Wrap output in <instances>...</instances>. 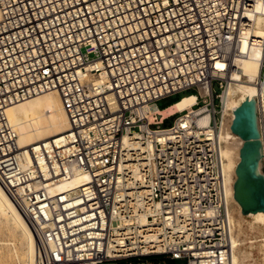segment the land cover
<instances>
[{
	"label": "built area",
	"instance_id": "obj_1",
	"mask_svg": "<svg viewBox=\"0 0 264 264\" xmlns=\"http://www.w3.org/2000/svg\"><path fill=\"white\" fill-rule=\"evenodd\" d=\"M257 1L0 0V183L35 264H231L218 129L245 80L236 63L264 53L246 16ZM193 88L189 108L161 114L159 99ZM50 90L69 128L20 148L7 107Z\"/></svg>",
	"mask_w": 264,
	"mask_h": 264
},
{
	"label": "bare ground",
	"instance_id": "obj_2",
	"mask_svg": "<svg viewBox=\"0 0 264 264\" xmlns=\"http://www.w3.org/2000/svg\"><path fill=\"white\" fill-rule=\"evenodd\" d=\"M246 16L248 18L252 17L255 20L256 27L254 29V35L256 37L264 36V0H258L255 3L254 12H248ZM263 56V50L255 49L248 58L236 63L241 68L240 73L245 75V80L241 83L228 86L226 103L218 129L225 177L226 206L232 232L230 240L231 264H239L238 252L240 250H238V238L244 233L245 229H248L247 227L251 228L252 226L256 230L261 229V232L263 231V235L256 240L255 246L261 263L264 264V211L243 214L240 205L233 196V183L236 177L235 168L239 161V149L243 141L230 128L233 117L232 110L239 106L247 97L254 98L256 94H259L260 89L255 86L254 81L255 77L260 74ZM234 76L240 77L239 72H235ZM194 101V94L183 96L178 101L163 108V110L160 109L161 114L163 116L172 115L184 108H189ZM198 111L200 109L195 110V112ZM6 114L17 133V143L20 148L55 137L69 128L68 117L63 108L60 95L56 90L46 91L14 103L7 107ZM257 115L258 126L260 127V138L263 143L264 130L260 122L258 106ZM198 121L200 124H203L207 121V117H200ZM262 163L263 158L260 159L258 164V170L261 173ZM79 181L80 178L76 177L71 182L66 183L65 186L76 184ZM5 221H10L11 226L5 225L3 223ZM0 223L4 224L3 227L6 231L18 229L22 235V247L14 248L11 253L9 252L8 258L10 261L14 262L21 259L23 264H35L37 258V239L35 233L22 213L20 206L9 196L1 183ZM0 226L2 227V225ZM2 242L3 245H7V239Z\"/></svg>",
	"mask_w": 264,
	"mask_h": 264
},
{
	"label": "water",
	"instance_id": "obj_3",
	"mask_svg": "<svg viewBox=\"0 0 264 264\" xmlns=\"http://www.w3.org/2000/svg\"><path fill=\"white\" fill-rule=\"evenodd\" d=\"M262 77L264 84V67ZM257 116L256 100L247 97L233 110L230 126L231 131L243 141L233 183V196L243 214L264 211V174L258 170L263 146Z\"/></svg>",
	"mask_w": 264,
	"mask_h": 264
},
{
	"label": "rangeland",
	"instance_id": "obj_4",
	"mask_svg": "<svg viewBox=\"0 0 264 264\" xmlns=\"http://www.w3.org/2000/svg\"><path fill=\"white\" fill-rule=\"evenodd\" d=\"M213 89H214V92L219 91L216 82H213ZM190 93H196V90L193 88V89H190L187 91H182V92H178L175 94H171L167 97L159 99L156 102V105L159 109L166 108L172 102L180 99L181 96L182 97L187 96ZM175 117L176 116H172V117L166 119L164 121V123L160 126L161 127L170 126L173 123V120L175 119ZM261 170H262V173L264 174V161L261 165ZM3 223H5V225L7 224V226H11L10 221H5ZM0 225H2V227L0 226V264H23L21 259L19 261L13 262V261H10V259L8 258V255L11 253V251L14 248L22 247L23 239L21 237L22 235H21L20 230L15 229L13 231H6L3 227L4 224L0 223ZM247 228L248 229H245L244 233L241 234V236H240L241 238L240 237L238 238V242H239L238 243V250H240L238 252L239 259H240L239 264H262L261 259L258 256V253L256 250L255 242L257 239L260 238V236L263 235V231L261 232V229L256 230V228L254 226H252L251 228L250 227H247ZM13 234H15V235H13ZM6 239H7V245H3L2 241H5ZM252 239H254V240H252ZM249 240H251V241H249ZM33 250H34V244H33ZM148 260L151 262H154V263L160 261L163 264H183L182 261H176V262L173 261L172 262V260L170 261V259L166 258V257H162L159 259L155 258V257H151V258H148Z\"/></svg>",
	"mask_w": 264,
	"mask_h": 264
},
{
	"label": "trees",
	"instance_id": "obj_5",
	"mask_svg": "<svg viewBox=\"0 0 264 264\" xmlns=\"http://www.w3.org/2000/svg\"><path fill=\"white\" fill-rule=\"evenodd\" d=\"M178 100H179V99H178ZM178 100H176V101H178ZM176 101H174V102H176ZM174 102H172V103H174ZM172 103H171V104H172ZM169 105H170V104H169ZM162 257H164V256L160 255V256H157V257H155V258H158V259H159V258H162ZM170 261H171V259H170ZM172 262H173V260H172Z\"/></svg>",
	"mask_w": 264,
	"mask_h": 264
}]
</instances>
